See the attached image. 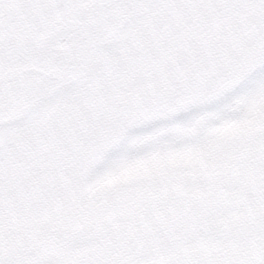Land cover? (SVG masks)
Returning <instances> with one entry per match:
<instances>
[{"label": "snow or ice", "instance_id": "obj_1", "mask_svg": "<svg viewBox=\"0 0 264 264\" xmlns=\"http://www.w3.org/2000/svg\"><path fill=\"white\" fill-rule=\"evenodd\" d=\"M260 100L264 0H0V264H264Z\"/></svg>", "mask_w": 264, "mask_h": 264}, {"label": "rangeland", "instance_id": "obj_2", "mask_svg": "<svg viewBox=\"0 0 264 264\" xmlns=\"http://www.w3.org/2000/svg\"><path fill=\"white\" fill-rule=\"evenodd\" d=\"M256 77L254 76L253 78H251L248 82H245L243 85H241L240 87H238L237 89L230 91L228 93H226V95L224 97H222L219 100H216L213 102L214 105L209 106L210 109H218V108H222L224 105H227L229 103H231L233 101V99L238 96V95H243L248 93L253 87V80H255ZM238 107V106H237ZM264 114V100H260L257 102V107H256V116L253 117L252 120L247 121L246 123L248 124H252L255 123V120L261 115ZM191 115V114H189ZM231 127V126H230ZM229 129H225V131H228ZM126 147V145L124 144H120V145H115L114 147L110 148L108 150V152L105 153L104 158L102 160H100L97 164H96V170H103L107 164V162L116 155H119L120 152H122L124 150V148Z\"/></svg>", "mask_w": 264, "mask_h": 264}]
</instances>
